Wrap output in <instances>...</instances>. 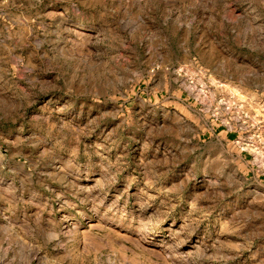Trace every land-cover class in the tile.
Here are the masks:
<instances>
[{"label":"rangeland","instance_id":"1","mask_svg":"<svg viewBox=\"0 0 264 264\" xmlns=\"http://www.w3.org/2000/svg\"><path fill=\"white\" fill-rule=\"evenodd\" d=\"M263 178L264 0H0V264H264Z\"/></svg>","mask_w":264,"mask_h":264},{"label":"crops","instance_id":"2","mask_svg":"<svg viewBox=\"0 0 264 264\" xmlns=\"http://www.w3.org/2000/svg\"><path fill=\"white\" fill-rule=\"evenodd\" d=\"M208 133L210 137H212V135H216L222 137L228 142H236L241 139V136L236 129H233V127H227L225 125L213 127L210 131H208ZM262 181L264 182V178Z\"/></svg>","mask_w":264,"mask_h":264}]
</instances>
